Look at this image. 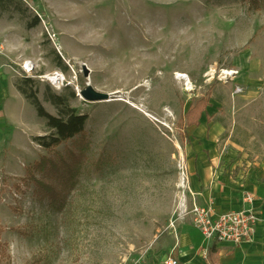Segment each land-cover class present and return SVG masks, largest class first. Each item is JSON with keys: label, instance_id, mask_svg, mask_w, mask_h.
Instances as JSON below:
<instances>
[{"label": "rangeland", "instance_id": "1", "mask_svg": "<svg viewBox=\"0 0 264 264\" xmlns=\"http://www.w3.org/2000/svg\"><path fill=\"white\" fill-rule=\"evenodd\" d=\"M18 16L40 23L16 85L31 79L49 115L47 91L111 99L70 102L85 130L48 151L28 102L0 120V264H164L192 226L196 153L221 181H264V0H39Z\"/></svg>", "mask_w": 264, "mask_h": 264}, {"label": "crops", "instance_id": "2", "mask_svg": "<svg viewBox=\"0 0 264 264\" xmlns=\"http://www.w3.org/2000/svg\"><path fill=\"white\" fill-rule=\"evenodd\" d=\"M17 1V9L10 8L0 15V120L10 115L14 107L22 109L27 105L16 89L15 76L22 71L28 48L23 40L27 24L25 20L20 23L18 15L20 9L25 11L26 8L37 12L39 0ZM206 150L196 153L188 165V184L193 203L211 206L217 214L237 212L247 208L243 197L245 192L250 193L257 200L254 204L258 216L254 240L251 244L240 246L213 244L205 254V245L199 232L185 225L178 228L180 236L174 259L179 264H264V181H221L213 176L212 155ZM181 219L183 221L186 217Z\"/></svg>", "mask_w": 264, "mask_h": 264}, {"label": "trees", "instance_id": "3", "mask_svg": "<svg viewBox=\"0 0 264 264\" xmlns=\"http://www.w3.org/2000/svg\"><path fill=\"white\" fill-rule=\"evenodd\" d=\"M17 2V0H0V15L7 12L10 8L15 9L18 7L15 5ZM39 23V20L35 17L32 21L27 23L26 29L33 30ZM58 66L63 72L67 71L60 61ZM31 84H33L31 79H23V81H18L16 89L26 102L35 109L38 118L46 122V127L51 132L49 136L35 138L33 142L36 145L48 151L58 148L63 143L83 134L88 118L87 116L76 113L74 109L69 107L70 102L77 101L76 94L72 88L66 87V91L68 92L67 97H65V95H52L48 91L45 93L44 101L56 109L57 116L54 117L49 115L38 101L36 97L38 89L37 91L29 89L31 87L28 85ZM208 101V99L202 98L193 103L185 116V125L187 127L198 126L202 115L206 112ZM101 163L102 160L99 158L95 162V165L99 167ZM49 193L52 198L56 197L53 192L49 191Z\"/></svg>", "mask_w": 264, "mask_h": 264}, {"label": "built area", "instance_id": "4", "mask_svg": "<svg viewBox=\"0 0 264 264\" xmlns=\"http://www.w3.org/2000/svg\"><path fill=\"white\" fill-rule=\"evenodd\" d=\"M34 64L29 61L22 64V71L31 73ZM243 202L247 208L237 212L217 214L211 206H199L193 203L190 209L183 214L189 217L192 226L202 237L205 245V254L213 244H229L240 246L251 244L254 240V231L258 221L254 204L257 200L245 192ZM164 264H179L177 259H167Z\"/></svg>", "mask_w": 264, "mask_h": 264}, {"label": "water", "instance_id": "5", "mask_svg": "<svg viewBox=\"0 0 264 264\" xmlns=\"http://www.w3.org/2000/svg\"><path fill=\"white\" fill-rule=\"evenodd\" d=\"M82 70L84 78L87 79L89 77V71L85 67H83ZM77 97L90 104L104 103L110 101L111 99V95L98 93L90 86H86L83 91L77 94Z\"/></svg>", "mask_w": 264, "mask_h": 264}, {"label": "bare ground", "instance_id": "6", "mask_svg": "<svg viewBox=\"0 0 264 264\" xmlns=\"http://www.w3.org/2000/svg\"><path fill=\"white\" fill-rule=\"evenodd\" d=\"M55 77H56V78H50V81H51L54 85H56L59 81H61V79L58 78V77H59L58 75H56ZM178 77H179V76H178Z\"/></svg>", "mask_w": 264, "mask_h": 264}]
</instances>
